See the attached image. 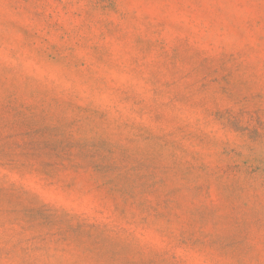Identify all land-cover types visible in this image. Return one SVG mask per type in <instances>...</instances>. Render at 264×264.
<instances>
[{
	"label": "rangeland",
	"instance_id": "rangeland-1",
	"mask_svg": "<svg viewBox=\"0 0 264 264\" xmlns=\"http://www.w3.org/2000/svg\"><path fill=\"white\" fill-rule=\"evenodd\" d=\"M0 264H264V0H0Z\"/></svg>",
	"mask_w": 264,
	"mask_h": 264
}]
</instances>
